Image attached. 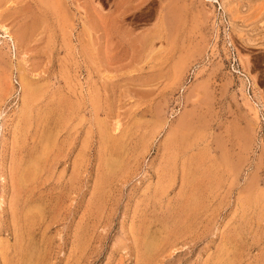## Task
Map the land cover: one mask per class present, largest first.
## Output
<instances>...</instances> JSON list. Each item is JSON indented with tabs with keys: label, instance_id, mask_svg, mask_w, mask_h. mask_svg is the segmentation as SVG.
<instances>
[{
	"label": "rangeland",
	"instance_id": "rangeland-1",
	"mask_svg": "<svg viewBox=\"0 0 264 264\" xmlns=\"http://www.w3.org/2000/svg\"><path fill=\"white\" fill-rule=\"evenodd\" d=\"M44 1L0 0V264H264V54L218 0Z\"/></svg>",
	"mask_w": 264,
	"mask_h": 264
},
{
	"label": "crops",
	"instance_id": "crops-1",
	"mask_svg": "<svg viewBox=\"0 0 264 264\" xmlns=\"http://www.w3.org/2000/svg\"><path fill=\"white\" fill-rule=\"evenodd\" d=\"M228 11L230 18L240 25L243 24L242 27L246 31H251L252 27L259 30H261V27L262 29L264 27V0H232L229 4ZM242 35L244 34L242 33ZM240 36L241 34L234 35L232 33L233 40L241 46H244ZM248 49L251 55L264 54V46L257 48L250 47Z\"/></svg>",
	"mask_w": 264,
	"mask_h": 264
},
{
	"label": "bare ground",
	"instance_id": "bare-ground-1",
	"mask_svg": "<svg viewBox=\"0 0 264 264\" xmlns=\"http://www.w3.org/2000/svg\"><path fill=\"white\" fill-rule=\"evenodd\" d=\"M1 1H8V0H1ZM44 0H42L43 2ZM232 0H218V4L221 8V11L226 15V21L230 27L231 32L235 35V34H241V41L242 43L248 47V48H257L260 46H264V27L262 29V27L259 29H254V27H252V30L250 31H246L244 29V27H242V25L236 23L234 20H232L229 16H228V9H229V4ZM45 2V1H44ZM252 2V1H251ZM246 4V3H245ZM243 4V5H245ZM259 24V23H258ZM253 25V24H252ZM256 25V24H255ZM247 26V25H246ZM251 26V25H250ZM4 30L7 31V29L4 26H1ZM256 28V27H255ZM247 29V28H246ZM242 33L244 35H242ZM27 35L25 34H21L20 37L24 38ZM250 81V80H249ZM160 106V105H159ZM116 150V149H115ZM118 155V154H117ZM111 163V161L109 162ZM115 163V161H114ZM29 172V171H28ZM28 174V173H27ZM27 175L25 176L24 174L21 175V173L18 175L17 177V187L18 189L21 187L22 183L26 181ZM29 178V176H28ZM26 183V182H25ZM24 183V184H25ZM150 246V245H149Z\"/></svg>",
	"mask_w": 264,
	"mask_h": 264
},
{
	"label": "built area",
	"instance_id": "built-area-1",
	"mask_svg": "<svg viewBox=\"0 0 264 264\" xmlns=\"http://www.w3.org/2000/svg\"><path fill=\"white\" fill-rule=\"evenodd\" d=\"M249 83H250V82H249ZM251 89H252V88H251V85H250V86H249V91H250V92H251Z\"/></svg>",
	"mask_w": 264,
	"mask_h": 264
}]
</instances>
